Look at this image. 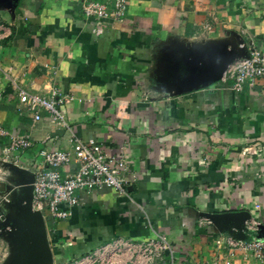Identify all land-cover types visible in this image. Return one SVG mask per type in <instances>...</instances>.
Listing matches in <instances>:
<instances>
[{
  "label": "crops",
  "instance_id": "1",
  "mask_svg": "<svg viewBox=\"0 0 264 264\" xmlns=\"http://www.w3.org/2000/svg\"><path fill=\"white\" fill-rule=\"evenodd\" d=\"M243 42L264 51V0H129L121 20L86 16L81 0L0 4V124L34 143L6 154L11 136L0 137L6 181L29 183L33 207L32 160L76 137L130 167L127 194L102 189L67 219L42 214L40 236L11 218L0 264H41L42 234L51 264H133L140 242L161 237L176 264H264L242 252L226 262L229 239L264 229V78L239 91L221 79ZM53 88L70 97L69 127L19 101Z\"/></svg>",
  "mask_w": 264,
  "mask_h": 264
},
{
  "label": "built area",
  "instance_id": "2",
  "mask_svg": "<svg viewBox=\"0 0 264 264\" xmlns=\"http://www.w3.org/2000/svg\"><path fill=\"white\" fill-rule=\"evenodd\" d=\"M81 1L85 15L93 18L110 17L121 20L126 16L129 6V0H113L111 3L100 0ZM240 47L243 50L242 56L227 65L221 78L225 83H230L236 91L242 90L248 81L264 78V51L253 42H243ZM69 99L70 97L58 88H53L49 95L31 93L23 89L19 91V101L32 112L34 120H41L43 112H46L51 119L66 127H69V124L62 107ZM9 135L11 138L4 149L6 154L26 151L34 145L28 132L10 134L0 124V137ZM74 142L73 150L42 147L37 157L32 160L33 208L52 219H67L83 196H89L95 191L112 189L119 194H127L130 167L124 153L109 152L95 139L83 141L76 137ZM248 226L253 234L250 238L228 240L227 263H230V259L237 252L264 260V229H260V225L255 221ZM140 243L139 250L131 261L133 264H151L159 259L162 260L161 264H176L173 257L168 260L166 258L165 252L170 246L165 238ZM109 264L124 263L113 261Z\"/></svg>",
  "mask_w": 264,
  "mask_h": 264
},
{
  "label": "rangeland",
  "instance_id": "3",
  "mask_svg": "<svg viewBox=\"0 0 264 264\" xmlns=\"http://www.w3.org/2000/svg\"><path fill=\"white\" fill-rule=\"evenodd\" d=\"M10 2L11 0H0V4L6 6L9 5ZM5 161L7 160L5 159ZM5 174L6 173H0V259L4 257L3 255L7 249L6 245L3 244V241L8 239L14 232H17L14 230L15 228L19 232H25L27 228H33L34 231L37 232V236L41 235L40 222L36 219H32V217L34 218V216H36V213L35 210L33 211V207L30 204V198L28 196L27 188L30 187V184L27 183L25 185V183L22 182L26 181L24 180L21 182L18 178L17 181L15 179L10 182L6 181V177L4 176ZM12 176L24 178L25 175L12 174ZM11 218V225L15 227L12 230L10 229L9 221ZM15 218L18 220V222L14 221L16 220ZM44 263L45 262L43 258L41 264Z\"/></svg>",
  "mask_w": 264,
  "mask_h": 264
},
{
  "label": "water",
  "instance_id": "4",
  "mask_svg": "<svg viewBox=\"0 0 264 264\" xmlns=\"http://www.w3.org/2000/svg\"><path fill=\"white\" fill-rule=\"evenodd\" d=\"M31 195H32V188H31ZM36 219L40 222V226H41V232L43 231V219H42V214L40 212H37L36 214ZM41 246L43 248V257H44V264H51V256L49 254L46 242H45V238L44 235L42 234L41 239Z\"/></svg>",
  "mask_w": 264,
  "mask_h": 264
}]
</instances>
